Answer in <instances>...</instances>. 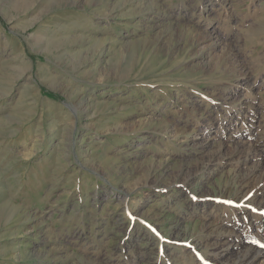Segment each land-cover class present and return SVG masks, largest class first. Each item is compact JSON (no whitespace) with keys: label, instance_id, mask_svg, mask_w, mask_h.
Wrapping results in <instances>:
<instances>
[{"label":"rangeland","instance_id":"1","mask_svg":"<svg viewBox=\"0 0 264 264\" xmlns=\"http://www.w3.org/2000/svg\"><path fill=\"white\" fill-rule=\"evenodd\" d=\"M0 264H264V0H0Z\"/></svg>","mask_w":264,"mask_h":264},{"label":"bare ground","instance_id":"2","mask_svg":"<svg viewBox=\"0 0 264 264\" xmlns=\"http://www.w3.org/2000/svg\"><path fill=\"white\" fill-rule=\"evenodd\" d=\"M25 1V0H24ZM22 2V1H21ZM17 3V2H16ZM18 4V3H17ZM89 63V62H88ZM82 103V102H81ZM80 103V105H81ZM94 103V102H93ZM88 109V108H87ZM128 196V195H127ZM163 222V221H162ZM172 222V221H171ZM177 225V224H176ZM173 226V225H172ZM193 234V233H192ZM260 251V250H259ZM249 255V254H248ZM246 256V255H245ZM155 260V259H154Z\"/></svg>","mask_w":264,"mask_h":264}]
</instances>
